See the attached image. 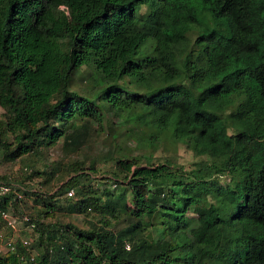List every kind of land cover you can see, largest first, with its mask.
<instances>
[{
  "label": "trees",
  "instance_id": "trees-1",
  "mask_svg": "<svg viewBox=\"0 0 264 264\" xmlns=\"http://www.w3.org/2000/svg\"><path fill=\"white\" fill-rule=\"evenodd\" d=\"M81 73L89 86L73 88ZM0 106L6 162L61 140L77 152L111 111L149 129L142 154L106 153L112 188L80 189L97 169L77 160L32 211L0 193V212L27 214L38 234L0 264H264V0H0ZM164 140L200 159L162 160ZM71 187L78 201L60 207ZM57 210L96 220L47 221Z\"/></svg>",
  "mask_w": 264,
  "mask_h": 264
},
{
  "label": "rangeland",
  "instance_id": "rangeland-1",
  "mask_svg": "<svg viewBox=\"0 0 264 264\" xmlns=\"http://www.w3.org/2000/svg\"><path fill=\"white\" fill-rule=\"evenodd\" d=\"M85 75L86 73H81L76 77L72 87L80 89L89 86V83L85 81ZM4 113V108L0 106V121L5 119ZM125 117H127V114H123L122 112H108L102 124L93 125V129L90 132L89 139H87L85 145L77 152L68 153L69 155L67 154V156H65L62 140L56 146L46 148L42 158L34 155H24L15 161L6 162L4 161L5 159H3L2 154L0 156V184L5 183L9 185L13 192H22L24 195V199L22 200L27 204L25 208L28 212L33 210V206H36L35 199L37 195H35V193L40 192L41 195H45L46 193H54L57 191L61 185H64L70 179L73 173H71L69 166L77 160H84L86 166H95L97 169V172L94 173L93 180L90 178L81 179L80 189L85 188L88 190L92 188L93 190H102L107 186L112 188V183L107 180L111 171L114 170V163L106 160V153L109 150L121 149L128 154L140 155L147 149L144 145L140 147L138 143L139 139L136 138L143 133H148L149 129H134V127H132L133 123L125 121ZM129 128H133L134 131L127 133V129ZM168 147L169 144L166 140L160 141L159 147L156 148L157 150L154 151L150 148L149 152L151 153L154 151V154L162 160L167 158L168 155L170 157L176 155L178 163L183 164L187 169L193 168L194 163L200 159L184 144H179L175 149H170V152L167 150ZM60 162L62 164L61 167L57 169L56 176L47 182H45L44 177L42 176H31L34 166L36 167L35 169L39 168L44 170L48 169L51 165L56 166L57 164H60ZM90 170L91 169H88V171ZM221 181H229V177H223L221 178ZM71 189L75 190L76 196L70 197L67 194H63L62 197L60 196V207L78 201L77 187H71ZM117 190L118 189L115 188L116 192ZM57 212L58 213L55 217L49 218L47 221H55L60 218L62 222H73L80 226H90V221L96 220L95 214L83 215L77 212L69 214L64 210H57ZM13 213L18 215L23 214L22 212L18 213L15 211ZM191 213L194 214V212ZM193 226H197V223L194 222ZM0 233L7 237L14 236L16 240H20L23 237H35L38 235L32 228L27 227L25 224H23L16 233L4 225ZM145 235L150 243L153 244L160 240L162 231L161 229L151 227L146 229Z\"/></svg>",
  "mask_w": 264,
  "mask_h": 264
},
{
  "label": "built area",
  "instance_id": "built-area-1",
  "mask_svg": "<svg viewBox=\"0 0 264 264\" xmlns=\"http://www.w3.org/2000/svg\"><path fill=\"white\" fill-rule=\"evenodd\" d=\"M10 191H13L12 188L2 183L0 184V193H8ZM20 199H24V195L22 192H14ZM75 194V190L71 189L68 192L69 196H73ZM1 217L5 221L6 226L9 227L14 233L18 232V230L21 228L23 224H26L29 221V216L27 214H14L10 210H2ZM21 244L26 247L30 248L33 242L32 237H23L20 239ZM127 247L130 248V244H127ZM17 249V241L14 238V236H4L0 234V252H6V251H16ZM31 259L34 261H37L35 259V256L31 254ZM37 263V262H36ZM38 264V263H37Z\"/></svg>",
  "mask_w": 264,
  "mask_h": 264
}]
</instances>
